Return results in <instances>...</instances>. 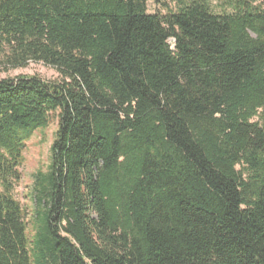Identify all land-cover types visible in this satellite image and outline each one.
Listing matches in <instances>:
<instances>
[{"label":"trees","instance_id":"trees-1","mask_svg":"<svg viewBox=\"0 0 264 264\" xmlns=\"http://www.w3.org/2000/svg\"><path fill=\"white\" fill-rule=\"evenodd\" d=\"M148 1L0 0V264H264V0Z\"/></svg>","mask_w":264,"mask_h":264},{"label":"rangeland","instance_id":"rangeland-1","mask_svg":"<svg viewBox=\"0 0 264 264\" xmlns=\"http://www.w3.org/2000/svg\"><path fill=\"white\" fill-rule=\"evenodd\" d=\"M166 1L167 0H161ZM224 0H209L211 8L215 12L222 9ZM172 7V5H171ZM264 9V3H262ZM160 12L165 10L162 4L155 3L154 0L148 1V13ZM20 75H37L44 80H56L58 73L42 63H30L24 68L11 69L8 71L0 70V79L14 78ZM57 129V119H53L44 129L34 131L31 138L26 143L24 151V163L20 168L21 182L16 187L15 193L18 201L27 209L29 217H32L35 208L34 185L38 173L46 174L50 163V146L53 142ZM28 234H31V225L28 226Z\"/></svg>","mask_w":264,"mask_h":264}]
</instances>
